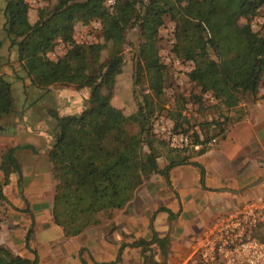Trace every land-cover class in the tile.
I'll return each instance as SVG.
<instances>
[{
	"label": "trees",
	"instance_id": "obj_1",
	"mask_svg": "<svg viewBox=\"0 0 264 264\" xmlns=\"http://www.w3.org/2000/svg\"><path fill=\"white\" fill-rule=\"evenodd\" d=\"M27 5L25 0H3L0 15L4 37L14 49L15 62L29 85L37 90L54 85L88 89L82 111L56 118V134L46 154L53 180L50 219L66 238L79 235L86 227L100 223L101 217L107 220L113 210L122 209L150 174L166 172L205 150L206 134L199 142L193 133L192 142L200 144V149H169L174 156L161 170L156 169L155 145L165 143L153 137L149 123L156 117L151 116L152 100L159 104L164 83V67L158 61L156 47L157 30L164 17L174 24L171 52L179 61L190 63L186 77L200 96L210 94L227 109L244 96L254 100L264 83V22L256 32L249 26L264 0H114L111 6H106L105 0H53L50 8L35 9L31 21ZM241 20L244 23L240 24ZM91 21L99 23L108 39L104 58L101 45L78 44L71 39L76 23L86 25ZM130 30L135 31L137 40L131 59L133 91L145 83L146 93L128 119L113 107L110 98L112 76L120 72V52ZM57 39L67 44L66 51L48 60ZM12 109L9 81L0 75V118ZM163 116L175 130L186 132L178 128V111ZM214 124L218 126L216 121ZM72 148L82 155L70 158ZM185 152L188 154L181 155ZM14 161L13 149L0 155L4 180L9 172H17ZM168 240L152 234L149 241L140 239L128 246L155 244L165 260ZM146 250L141 251L142 264H157L151 255L144 254ZM0 264L37 262L0 246Z\"/></svg>",
	"mask_w": 264,
	"mask_h": 264
},
{
	"label": "crops",
	"instance_id": "obj_2",
	"mask_svg": "<svg viewBox=\"0 0 264 264\" xmlns=\"http://www.w3.org/2000/svg\"><path fill=\"white\" fill-rule=\"evenodd\" d=\"M218 110L208 131L214 141L201 154L150 174L122 209L70 238L50 219L53 139L39 123L38 134L23 127V118L0 125V150L13 149L17 167L6 180L0 172V246L37 264H142L143 249L157 264L187 262L214 219L264 196V88L254 100ZM172 156H158L156 169ZM152 234L168 237L165 260L155 244L128 246Z\"/></svg>",
	"mask_w": 264,
	"mask_h": 264
},
{
	"label": "rangeland",
	"instance_id": "obj_3",
	"mask_svg": "<svg viewBox=\"0 0 264 264\" xmlns=\"http://www.w3.org/2000/svg\"><path fill=\"white\" fill-rule=\"evenodd\" d=\"M28 4V17L31 21L35 9H48L52 6L53 0H25ZM3 0H0V10ZM163 23L157 30V56L158 61L163 65L164 83L159 104L152 100L153 113L151 116L159 114L166 115V112H179L178 124L180 128L186 131L200 132L208 138L209 123L213 119V113L218 110L219 105L210 94L199 95V90L188 81L186 74L191 68L190 63L181 62L174 57L171 52L173 44L174 24L163 19ZM264 20V5L259 8L255 16L249 21L250 30L258 31ZM2 18L0 15V75L9 81L13 109L11 113L0 118V125L12 126L14 121L19 122L23 118V127H26L33 133L40 132V125L44 126L45 132L51 137L52 143L56 134L55 120L60 115H74L82 111L87 103L88 89L75 90L71 86L62 87L54 85L46 90H37L31 87L25 76L19 71L15 62V52L9 48L8 41L4 37L1 29ZM264 22V21H263ZM244 23V21L239 22ZM71 39L78 44H99L103 47L101 57L104 58L108 48V39L101 32L97 21H91L86 25L76 23L71 32ZM136 33L130 30L126 33L125 42L120 52L121 69L118 75L112 76V88L110 103L113 107L120 110L121 114L131 119L137 109V103L141 100V95L146 93L145 83H142L135 92L133 91L132 81L133 73L131 68V59L136 52ZM67 48V44L61 39H57L51 52L47 54V59L53 61L54 58L62 56ZM264 88V83L258 89V93ZM257 95V94H256ZM198 96H200L198 98ZM194 97H197L195 99ZM183 100V104L179 103ZM251 97L244 96L237 102L250 101ZM4 118V119H3ZM184 120V122L180 121ZM4 120V121H2ZM4 122V123H2ZM39 123V124H38ZM130 130L134 131L135 126L131 124ZM52 145V144H51ZM158 156L172 154L165 144L155 145ZM7 149L0 150V155ZM47 150V149H46ZM70 158H79L82 154L76 149H70ZM158 157V158H159ZM104 218L101 217V221ZM193 264H197L194 262Z\"/></svg>",
	"mask_w": 264,
	"mask_h": 264
},
{
	"label": "built area",
	"instance_id": "obj_4",
	"mask_svg": "<svg viewBox=\"0 0 264 264\" xmlns=\"http://www.w3.org/2000/svg\"><path fill=\"white\" fill-rule=\"evenodd\" d=\"M113 3L114 0H105L106 6ZM149 125L153 137L170 150L195 151L201 147L192 142L193 133L199 142L203 141L199 132H179L163 115L153 117ZM213 141L210 139L205 146ZM196 242L189 260L183 264H264V196L214 219Z\"/></svg>",
	"mask_w": 264,
	"mask_h": 264
}]
</instances>
